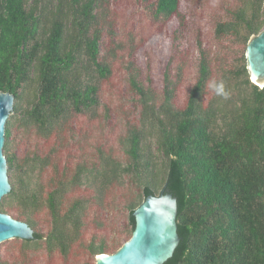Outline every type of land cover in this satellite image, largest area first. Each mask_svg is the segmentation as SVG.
Masks as SVG:
<instances>
[{
	"label": "trees",
	"instance_id": "trees-1",
	"mask_svg": "<svg viewBox=\"0 0 264 264\" xmlns=\"http://www.w3.org/2000/svg\"><path fill=\"white\" fill-rule=\"evenodd\" d=\"M138 1L159 33L176 20L160 87L151 65L139 61L134 38L131 45L116 39L112 0H0V91L15 95L11 114H18L6 122L12 188L0 211L34 229L33 239L15 238L21 251L14 264H30L41 247L66 262L80 245L86 264L116 251L123 242L109 239L98 210L116 189L124 197L127 238L147 195L177 198L180 242L164 264H264V85L251 79L246 58L249 39L264 28V0H235L208 35L201 25L193 31L182 0ZM215 43L227 49L219 64L211 56ZM196 47V72L188 76ZM124 50L137 122L127 119L119 150L98 145L94 159L77 162L71 174L57 169L45 181L49 155L18 157L12 127L50 138L76 116L108 118L109 109L100 111L101 88ZM210 82H223L227 95H216ZM42 211L44 233L36 219Z\"/></svg>",
	"mask_w": 264,
	"mask_h": 264
},
{
	"label": "rangeland",
	"instance_id": "rangeland-1",
	"mask_svg": "<svg viewBox=\"0 0 264 264\" xmlns=\"http://www.w3.org/2000/svg\"><path fill=\"white\" fill-rule=\"evenodd\" d=\"M234 1L203 0V3H201V0H182V7L189 14V22L193 31L201 25L205 28L206 35H208L209 32L212 33L213 31L216 16L224 13L226 6H230ZM196 7L200 9L197 13L194 11ZM112 14L113 18L114 15L116 17L114 18L115 22L117 21L116 39L118 41L124 40L127 45H131L130 38H134L139 61L143 66L151 65L155 84L160 87L162 72L172 55V38L170 35L175 28L176 20L169 23L162 33H159V25L150 20L148 8L138 0H112ZM105 37V44L110 45L107 34H105ZM215 44L212 45L211 56L214 61H217L216 64H219L227 49L225 51V48ZM125 51L119 52L120 57L113 60L114 75L104 82L101 88L100 111L103 113L106 109H109L108 118L102 116L90 120L86 115L76 116L71 121H64L62 135L50 138H42L34 130L19 127L17 124L12 127V149L18 157H24L27 154H39L41 157L49 155L51 166L43 174L45 181H49L52 177L58 175L55 174L57 169L71 174L77 162L82 159L87 161L94 159L98 145L107 150L112 147L119 150L118 139L120 135L124 134L127 119L130 122H137L139 107L135 104V98H133V94L128 88L127 72L124 69V62L127 60L123 56ZM197 55V47L191 49L186 70L188 76H192L196 72ZM234 58L233 56L232 59ZM184 87H188V84H184ZM11 115H15L14 119L18 117L17 113ZM131 192L135 194L136 190L133 189ZM80 193L81 191H77L75 194ZM122 199L124 197L121 196L120 190L116 189L109 206L98 210L101 211V217L104 220L105 232L110 233L109 239L119 237L124 243L129 238L124 233L126 210ZM36 219L38 229L42 233L46 232L49 229L46 211L40 212ZM121 232L123 234L120 236ZM20 251L21 243L15 238L4 241L0 244V264H14L16 260L18 263L20 260L17 256ZM31 257L32 262L30 264H86L88 261L85 250L80 245L74 247L66 262L63 261L59 253L50 254L42 247L34 249Z\"/></svg>",
	"mask_w": 264,
	"mask_h": 264
},
{
	"label": "water",
	"instance_id": "water-1",
	"mask_svg": "<svg viewBox=\"0 0 264 264\" xmlns=\"http://www.w3.org/2000/svg\"><path fill=\"white\" fill-rule=\"evenodd\" d=\"M251 79L264 85V28L251 36L246 48ZM15 95L0 91V200L11 191L5 143L6 122L14 110ZM177 198L171 193L149 194L135 209V227L131 237L112 253L96 256L95 264H164L180 242L177 224ZM28 222L0 211V243L12 239H33Z\"/></svg>",
	"mask_w": 264,
	"mask_h": 264
},
{
	"label": "clouds",
	"instance_id": "clouds-1",
	"mask_svg": "<svg viewBox=\"0 0 264 264\" xmlns=\"http://www.w3.org/2000/svg\"><path fill=\"white\" fill-rule=\"evenodd\" d=\"M208 87L218 96H226L225 87L223 82H210Z\"/></svg>",
	"mask_w": 264,
	"mask_h": 264
}]
</instances>
